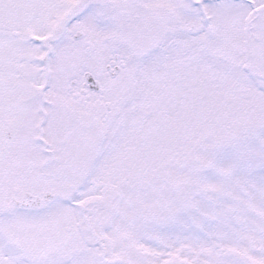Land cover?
I'll return each mask as SVG.
<instances>
[{
	"label": "snow or ice",
	"instance_id": "1",
	"mask_svg": "<svg viewBox=\"0 0 264 264\" xmlns=\"http://www.w3.org/2000/svg\"><path fill=\"white\" fill-rule=\"evenodd\" d=\"M0 264H264V0H0Z\"/></svg>",
	"mask_w": 264,
	"mask_h": 264
}]
</instances>
